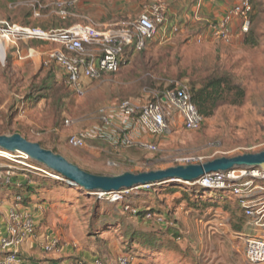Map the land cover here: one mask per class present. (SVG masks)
Masks as SVG:
<instances>
[{
    "label": "rangeland",
    "instance_id": "rangeland-1",
    "mask_svg": "<svg viewBox=\"0 0 264 264\" xmlns=\"http://www.w3.org/2000/svg\"><path fill=\"white\" fill-rule=\"evenodd\" d=\"M143 1L0 0V28L3 22L10 27L15 25L39 34H53L77 24L103 28L133 20L139 14ZM163 1L167 6V20L178 28L176 33L163 39L158 35L141 52L125 59L127 63L117 72L83 80L78 90L66 85L60 69L51 68L53 91L58 102L42 100L31 109L23 105L31 87L37 86L48 75L49 69L43 66L47 53L61 50L60 44L40 38L30 43L31 39L25 37L9 43L0 52L1 135L19 134L32 143H41L86 172L105 176L183 165L178 160L184 157L201 158L205 163L216 158L263 151L264 0H249L250 28L254 26L259 36L256 47L243 44L244 36L239 35L238 20L229 27L230 38L218 39L212 33L211 27L220 22L218 18L241 0H218L214 4L201 2L198 12L196 0ZM63 10L66 12L64 19L61 17ZM195 13L199 21L194 19ZM2 45L0 41V48ZM222 74H229L234 84L243 89L245 97L242 104L220 103L212 117L194 132L179 127L175 112L171 110L166 134L153 138L144 133V143L155 146L154 152L138 146L137 157L124 160L115 156L126 155L123 154L128 153L126 148L113 146L101 138L87 141L83 148L75 147L70 141L78 132L94 129L101 130L106 136H116L114 131L120 127L118 106L124 101L140 106L156 99L169 86L185 84L189 88H199L206 80ZM103 118H107L110 125L105 126ZM21 158L19 154L0 151V202L8 199L7 191L18 183V178L22 181L27 175L34 186L46 183L47 187L37 188V195L44 204L34 201L37 206L27 210L40 224L36 230L44 236L42 243L56 238L59 247L67 245L74 251L91 248L96 252L90 251L92 256L98 255L103 263L117 264L119 257L133 258L125 254L119 238L124 226L129 225L144 233H160L165 244L150 259L135 257L132 264H264V251L251 261L245 249L246 236L232 227L236 218L246 216L238 209L235 198L226 200L225 208L209 203L196 209L184 202L179 205L178 194L160 191L166 185L160 189H134L121 195L131 198L138 208L159 210L160 215L173 226V230L166 232L164 225L141 223L123 205L88 194L79 187L78 192H66V188L59 187L61 180L27 169L22 162L43 167ZM7 178H10L9 185L5 184ZM180 186L182 190L189 187ZM259 187V182H251L248 197L244 195L250 203L257 204L263 199ZM57 188L62 191H57ZM96 198L109 203L103 206L108 209L97 210ZM61 199L66 202H61ZM250 203H245V206ZM102 213L116 214L124 224L122 228L116 226V234H105L103 240L106 243L95 249L87 243V232L91 217ZM4 217L5 209L0 203V233L6 231ZM246 219L256 233L255 238L264 237V218L256 224ZM174 232L179 239L171 237Z\"/></svg>",
    "mask_w": 264,
    "mask_h": 264
},
{
    "label": "built area",
    "instance_id": "built-area-1",
    "mask_svg": "<svg viewBox=\"0 0 264 264\" xmlns=\"http://www.w3.org/2000/svg\"><path fill=\"white\" fill-rule=\"evenodd\" d=\"M217 1L196 0V12L200 9L201 2L214 4ZM250 12V1L241 0L239 4L226 11L217 25L211 27L213 36L218 39L230 38L229 27L237 20L240 21L239 35L247 34L250 26ZM61 17L62 19L66 17L64 10L61 12ZM194 19L196 21L200 20L197 13L194 14ZM171 25L167 20V6L163 0H144L140 4L139 14L126 23L109 24L103 28L77 24L53 34H39L27 28L19 29L15 25L10 27L3 22L0 28V37L7 39V45L13 40L23 37L31 40L38 38L44 40L52 39L58 42L61 50L48 52L43 66L51 64L58 66L64 76L66 85L73 90H78L83 80L98 78L103 73L117 72L120 63L124 60L125 51L134 49L135 52H140L148 42L156 39L158 35L163 39L167 35L176 33L178 31L177 26ZM171 110L179 115L182 121V128L185 131L194 132L201 128L203 119L192 103L189 87L185 84H176L172 89L166 90L153 101L143 105L137 106L127 101L122 102L118 106L120 127L116 128V132L114 131L116 136H106L105 134L103 135L101 130L94 129L78 132L70 138V141L75 147L83 148L87 141L101 138L103 142L112 143L113 146H141L149 152H154L156 151L155 146L135 142L125 134L136 125L150 137L163 136L168 132L167 120ZM103 121L105 126L110 125L107 118H103ZM21 159L28 161L25 156H22ZM178 163L183 165L198 164L202 163V159L184 157L180 158ZM22 164L31 171L55 177L43 168L24 162ZM257 180L264 181V173L260 170H239L229 173H211L205 175L194 184L230 190L232 196L241 199V205L245 208L246 217L250 219L252 224H256L260 223L261 219L264 218V187H259L260 194L263 196L260 203H250V200L245 198V196L249 193L251 182ZM9 183L10 178H7L5 184ZM149 187L140 189H148ZM126 192L107 195L99 194L97 196L110 202H117L122 198L121 195ZM19 202L20 198L16 197L5 218L6 231L0 239V264H26L20 258V250L27 242H34L38 238L37 222L34 216L27 211L28 209L18 204ZM247 202L250 204L245 206ZM146 218L149 219V215ZM156 222L162 223V218L156 217ZM259 241H262V239ZM245 247L251 261L258 258L264 251L246 244ZM60 249L59 240L56 238H51L41 244V250L44 254L59 253ZM133 260V258L125 255L117 259V264H132ZM35 264L50 263L38 261ZM74 264H84V262L76 261ZM90 264L105 263L99 257H95Z\"/></svg>",
    "mask_w": 264,
    "mask_h": 264
},
{
    "label": "trees",
    "instance_id": "trees-1",
    "mask_svg": "<svg viewBox=\"0 0 264 264\" xmlns=\"http://www.w3.org/2000/svg\"><path fill=\"white\" fill-rule=\"evenodd\" d=\"M243 36L244 37L242 41L244 45L250 47H256L258 45L259 36L258 34H256V30L254 26H252L251 28L249 26L248 33ZM34 42L35 41L30 40V43H34ZM134 53H136L134 49L125 51L123 55L124 60L120 63L119 68H121L124 63H127V60L125 59H127L130 55ZM44 68L49 69L46 79L42 80L37 86H32L30 93L23 100V105L25 104L27 108L31 109L36 107L37 104L42 100L51 99L53 101H57V102L59 101V99L57 98V94L53 91L54 75L52 73L51 68L54 69L57 68L60 69V68L58 66H55L54 64L44 66ZM173 87H174L173 85L169 86L166 90H170ZM189 89L191 93L192 103L197 109L201 118L203 119L202 126L205 120L212 117L214 110L216 109L217 106H219L220 103L225 102L228 103L229 105L239 106L242 104L245 97V93L243 89H241L239 86L234 84L232 77L229 74L214 76L206 80L201 87L199 88L190 87ZM1 134L3 133L0 132V135ZM38 144L40 145L41 148L50 150L48 148H45L41 143ZM121 147L126 148V150H128V153H123L126 155L121 154L115 157L117 158L119 157L120 159L123 158L124 160H130L133 159V157L135 158L137 157L138 146H127V147L121 146ZM51 152L55 153L53 150H51ZM30 165L34 166L33 164ZM52 175H54L57 178V180H61L59 187L66 188L67 189L66 192L74 191V190L77 192L80 191L77 186L70 184L65 179L60 178V176H57L56 174H52ZM30 179L31 178L27 175L22 181H20V179L18 178V180H16L18 183L12 186L13 191L10 189L9 191H7V193L13 197L12 198L13 202H15L16 197H19L20 202L18 204H20L25 209H30L31 207L37 206L36 205L37 202L41 203V199H39L37 195L38 193L37 188H40L41 186L47 187L45 185L46 183L44 182L34 186L33 184H31V182L28 181ZM257 182H259L260 185L264 187L263 180H257ZM171 184L173 186H171ZM164 185L166 186L163 187L162 190L160 191L174 195L178 194L179 205L184 202L187 204V206L196 209H201L203 206H207L209 205V203H212V205L214 206L225 208L226 200L235 198L238 209L242 210L243 213L245 214V208H243L241 205L242 203L241 199L232 196V193L228 189H216V188L203 187L194 183L185 184L179 182H168L156 186H150L149 188L158 187V189H160ZM180 185H188L189 187L187 189L182 190V188H180L181 187ZM57 191L61 192L62 190L58 189ZM95 200H96L95 207H97L98 206L97 204H99V208L96 209L100 211L101 209H104L103 206H108L109 204L107 202H104V200H100L97 198ZM34 201L37 202L34 203ZM60 201L64 202L65 199H61ZM116 204L123 205L124 209L126 208L127 209L126 211H129L130 214H132V216L141 223L164 225L166 232H170L171 230H173L172 224L169 223L165 218H163L160 215L159 210H156L155 208L153 209L138 208L133 205L131 198L123 197V196L119 201L116 202ZM147 215H149V219L146 218ZM156 217L162 218V223H157ZM123 224H124L123 221L117 218L116 214L113 213L112 214L102 213V214H98L97 216L93 215L91 217L90 229L87 232L88 245L90 243V245L94 246L95 249H99L100 246L106 243V241L103 240V236L107 233L116 234L115 232L117 229L116 226H120L122 228ZM232 227L239 234H243L249 238L255 237L253 236L254 234L250 228L249 222L246 219V216L244 217V215L240 216L239 218H236V221ZM38 228L39 226L36 227V229ZM176 235L177 234L174 232L171 234V237L175 236L177 239H179V236ZM119 238L121 239V245H123L125 254L131 255L133 258L140 257L144 259L145 258L150 259V257L153 256L155 252H159V250L162 249V247H165V244L163 243L162 240L163 237H161L160 233L158 234L144 233L135 228H132L129 225L124 226V231L121 233V236ZM91 253H96V252L92 251Z\"/></svg>",
    "mask_w": 264,
    "mask_h": 264
},
{
    "label": "water",
    "instance_id": "water-1",
    "mask_svg": "<svg viewBox=\"0 0 264 264\" xmlns=\"http://www.w3.org/2000/svg\"><path fill=\"white\" fill-rule=\"evenodd\" d=\"M0 151L25 156L28 160L92 195L119 194L168 182L196 183L205 175L218 172L260 170L264 173V150L258 153L216 158L205 163L178 165L140 173L126 172L116 176L86 172L61 155L43 149L38 143H32L19 134L0 135Z\"/></svg>",
    "mask_w": 264,
    "mask_h": 264
},
{
    "label": "crops",
    "instance_id": "crops-1",
    "mask_svg": "<svg viewBox=\"0 0 264 264\" xmlns=\"http://www.w3.org/2000/svg\"><path fill=\"white\" fill-rule=\"evenodd\" d=\"M218 4H220V2H218ZM214 9L215 7H213L212 10ZM222 18L223 17L221 18L219 17L218 20L220 21ZM175 117H176L177 125L179 127H182V121L176 112H175ZM125 135L135 142L146 144L144 143V132L136 125L131 131L127 132ZM7 198L8 199L6 201L4 200L0 202L5 209V217L3 219L4 226H5V218L8 209L11 206L10 203L12 204L13 202L11 197H7ZM37 226H40L39 222H37ZM251 230L254 234L253 236L256 237L255 231L253 229ZM37 232L39 236L37 238L38 241L27 242L20 250V258L23 260V262H26V264H35L38 261H47L50 264H74L78 260L82 262L89 261L91 263V261L95 257H98V256H92V254L90 253V251H92L91 248H80L79 250L74 251L73 250L74 248H69L67 245H63L62 247H60L61 249L59 253L44 254L40 246L42 244V240L45 239L44 236L40 235V232L38 230ZM3 235L4 232L0 233V239L3 237Z\"/></svg>",
    "mask_w": 264,
    "mask_h": 264
},
{
    "label": "bare ground",
    "instance_id": "bare-ground-1",
    "mask_svg": "<svg viewBox=\"0 0 264 264\" xmlns=\"http://www.w3.org/2000/svg\"><path fill=\"white\" fill-rule=\"evenodd\" d=\"M0 41L3 42V45H2V47L0 49V52L2 53L4 48L6 49L7 39L0 37ZM254 176H257V175H254ZM262 238H264V237H261L260 239L259 238H256V239L246 238V239H244V244L264 250V240ZM261 239H262V241H259Z\"/></svg>",
    "mask_w": 264,
    "mask_h": 264
}]
</instances>
